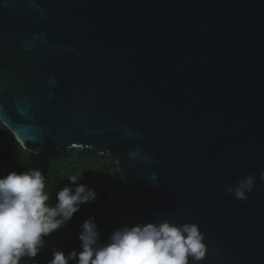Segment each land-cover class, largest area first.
Here are the masks:
<instances>
[{
    "label": "water",
    "instance_id": "95a60500",
    "mask_svg": "<svg viewBox=\"0 0 264 264\" xmlns=\"http://www.w3.org/2000/svg\"><path fill=\"white\" fill-rule=\"evenodd\" d=\"M0 120L33 154L117 163L107 242L193 223L199 264H264V0H0Z\"/></svg>",
    "mask_w": 264,
    "mask_h": 264
},
{
    "label": "clouds",
    "instance_id": "9594fccd",
    "mask_svg": "<svg viewBox=\"0 0 264 264\" xmlns=\"http://www.w3.org/2000/svg\"><path fill=\"white\" fill-rule=\"evenodd\" d=\"M264 182V172L260 173ZM56 192V203H48L45 177L38 169L9 172L0 176V264H20L23 257L34 258L44 246V237L64 227L80 210L81 204L94 202L96 192L77 177L69 178ZM256 178L247 174L225 192L244 201L255 187ZM74 186V187H73ZM100 231L94 217L81 225L80 251L67 256L53 254L51 264H199L205 257V244L199 226L177 225L168 220L121 226L100 245Z\"/></svg>",
    "mask_w": 264,
    "mask_h": 264
},
{
    "label": "trees",
    "instance_id": "16d2710c",
    "mask_svg": "<svg viewBox=\"0 0 264 264\" xmlns=\"http://www.w3.org/2000/svg\"><path fill=\"white\" fill-rule=\"evenodd\" d=\"M116 168L117 163L108 155L93 163L77 150H73V157L69 161L63 154L54 157L45 153L33 154L21 145L0 120V176L13 171L40 170L45 177V192L49 196L50 205L56 203V192L71 184L69 178L72 176L77 177L78 184L87 185L97 194L94 202L81 204L80 210L64 227L43 238L44 246L34 258L25 256L20 264H51L56 251H62L65 256L72 250L79 252L81 225L89 217L95 218L101 233L99 244L107 243V233L113 223L107 214L108 199L116 188L117 177L113 174ZM69 264H76V261L71 260Z\"/></svg>",
    "mask_w": 264,
    "mask_h": 264
}]
</instances>
